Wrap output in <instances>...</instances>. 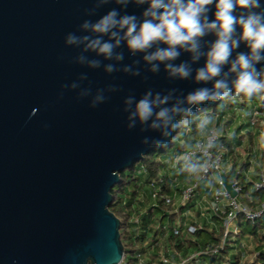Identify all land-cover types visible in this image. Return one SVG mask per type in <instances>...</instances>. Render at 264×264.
I'll return each instance as SVG.
<instances>
[{
	"label": "water",
	"instance_id": "1",
	"mask_svg": "<svg viewBox=\"0 0 264 264\" xmlns=\"http://www.w3.org/2000/svg\"><path fill=\"white\" fill-rule=\"evenodd\" d=\"M146 7L0 0V264H120L124 250L119 219L108 208L111 189L119 173L148 152L171 147L179 130L165 137L167 129L151 128L155 117L140 122L136 105L149 92L150 99L171 92L170 107L212 86L194 81L203 58L181 80L169 77L163 63L151 71L146 53L133 54L126 41L111 57L88 47L91 40L115 44V38L84 28L86 21L95 24L113 9L139 18ZM209 7L214 19L215 5ZM69 36L75 42L68 43ZM214 40L203 38L205 51ZM247 51L242 42L233 58ZM185 61L190 54L181 52L172 63ZM220 178L234 197L231 182L223 173Z\"/></svg>",
	"mask_w": 264,
	"mask_h": 264
},
{
	"label": "clouds",
	"instance_id": "2",
	"mask_svg": "<svg viewBox=\"0 0 264 264\" xmlns=\"http://www.w3.org/2000/svg\"><path fill=\"white\" fill-rule=\"evenodd\" d=\"M100 2L107 3L108 0ZM130 2L137 6L147 4L139 18L128 14L121 16L113 9L95 24L84 23L86 29L110 33V37L115 38V44L94 39L88 47L98 48L100 53L111 57L113 49L122 40L126 41L133 54L146 53L143 59L151 64V71L158 72L159 65L163 63L169 77L181 80L188 79L193 72L192 64L203 58V66L195 69L194 81L212 85L210 88H197L183 99L176 98L170 107L165 105L173 100L171 92L163 97L157 94L154 99L149 98L152 95L149 92L136 105L134 115L141 123L155 117L151 128L167 129L163 135L169 137L179 127H190L193 123L190 118L206 103L228 99L235 102L241 96L249 101L253 98L264 100V3L261 0H116L124 7ZM213 4L214 19L209 17L212 11L209 6ZM237 10H240L238 14ZM209 34L214 35L215 40L207 45L205 51L201 41ZM73 42L75 38L69 36L68 43ZM242 42L248 51L236 52L233 58V52L240 48ZM154 45L155 51H149ZM181 52L190 54L191 62L172 63ZM122 58V54L116 56L118 60ZM257 65L261 66L257 68ZM107 70L112 71V66ZM157 108L158 111L155 110ZM212 124L213 117L207 115L196 122L197 131L203 138L201 148L205 155L215 147L218 135L212 132ZM155 143L167 146L165 141ZM186 170L197 175L204 172L205 167L198 160L188 164Z\"/></svg>",
	"mask_w": 264,
	"mask_h": 264
},
{
	"label": "built area",
	"instance_id": "3",
	"mask_svg": "<svg viewBox=\"0 0 264 264\" xmlns=\"http://www.w3.org/2000/svg\"><path fill=\"white\" fill-rule=\"evenodd\" d=\"M234 103V108L230 111L224 110L223 114L222 111L213 114L208 112L191 117L194 128L193 125L181 127L180 134L183 136L175 140V144L181 146L180 154L173 159H164L162 163L164 162L165 166L139 184L132 201V207L136 208V211L129 219L133 227H136L135 233L138 236L143 235L138 249L133 252L135 264L196 263L199 254L215 255L227 239L238 236L241 233L240 220L252 224L264 217V199L256 206H249L241 200L242 178L251 183V190L264 193V164L252 172L250 165L241 167V163L245 161L239 162L236 158L256 157V148L250 147L249 152L242 154L233 145L235 159L230 160L229 150L224 144V140L237 136V131V141H242L251 130L264 136V105L242 108L236 105L238 101ZM206 115L213 117L211 130L218 133L215 147L209 150L208 155L202 151L203 138L196 128L198 119ZM229 117H235L239 121L237 131L231 126L232 120ZM193 131L194 137L191 136ZM187 137L192 138V143L188 146L185 145ZM198 160L204 165L205 171L197 175L189 174L187 165ZM136 172L145 175L146 169L139 165ZM220 173L231 182L236 193L234 197L225 190ZM228 174L231 180L227 178ZM148 210L151 214L145 219ZM165 218L168 222L163 221ZM204 224L216 229L219 225L222 226L220 247L185 255L174 247L169 248L170 235L179 239L182 235L192 236L201 230Z\"/></svg>",
	"mask_w": 264,
	"mask_h": 264
},
{
	"label": "trees",
	"instance_id": "4",
	"mask_svg": "<svg viewBox=\"0 0 264 264\" xmlns=\"http://www.w3.org/2000/svg\"><path fill=\"white\" fill-rule=\"evenodd\" d=\"M236 105L247 108L248 106L264 105V100H259L253 98L252 100H247L244 97L237 98ZM235 103L230 99L220 101L215 106H208L194 116H197L200 113H219L223 114L224 110L230 111L234 108ZM194 128V124L192 123ZM259 125L257 124L256 127ZM179 127L178 132L176 133L174 139L171 142L170 153L165 151L166 148L162 149H153L148 152L143 158L137 163L133 164L129 169H126L119 173L118 183L111 189V201L108 205L109 211H111L120 222L119 234L120 240L123 245L124 250V259L120 264H135L133 252L138 249L143 235H137L135 233L136 227H133V224L129 222V219L136 208L132 207V201L134 196L137 193V189L140 183L147 180V178L154 176L160 168L164 167V159H173L180 154L181 146L175 144L176 138H181L183 135L180 134ZM191 136H195V131L192 132ZM185 145L188 146L192 143V138H185ZM251 139V138H250ZM249 139V140H250ZM175 144V146H173ZM225 147L229 150L228 155L230 158H234V149L232 148L234 144L230 139L224 140ZM235 146V145H234ZM173 147V148H172ZM262 159H264V153H262ZM245 162L241 163V167H244ZM139 165H142L146 169V174H137V168ZM240 167V168H241ZM227 178L231 180L230 174L227 175ZM242 197L241 200L246 202L249 206H256L259 204L262 199H264V193L260 191L251 190V183L244 181L242 178ZM249 197L250 199H248ZM150 211L146 214L145 219L150 216ZM144 219V218H143ZM244 223L251 225L250 228L243 227ZM241 233L240 235H252L257 239L256 242V255L252 264H264V217L257 220L255 223H249L243 220H240ZM218 228V227H217ZM221 237H222V226L219 225V228L216 229L213 226L204 224L201 230H198L192 236H184L179 239L174 236H169V248L174 247L181 254L185 255L188 253L205 251L207 252L210 249L218 248L221 246ZM232 241V240H231ZM229 239L225 241V244L218 253L213 255L211 253H201L197 258V262L192 264H240L241 254H233L232 247H230ZM185 242L186 244H183ZM130 246V248L128 247Z\"/></svg>",
	"mask_w": 264,
	"mask_h": 264
},
{
	"label": "rangeland",
	"instance_id": "5",
	"mask_svg": "<svg viewBox=\"0 0 264 264\" xmlns=\"http://www.w3.org/2000/svg\"><path fill=\"white\" fill-rule=\"evenodd\" d=\"M232 120L231 126L236 127V125L239 123L235 117H229ZM238 122V123H237ZM258 155L262 157V153H264V136L258 137ZM175 146V144L173 145ZM173 148V147H172ZM165 151H169L170 153V147L166 148ZM184 164V163H183ZM164 222H168V219H163ZM251 225H247L244 223L243 227L250 228ZM232 240V241H231ZM230 241V247H232V253L233 254H241L240 264H252L254 261V257L256 255V242L257 239L252 235H238L231 239ZM130 248V246H128Z\"/></svg>",
	"mask_w": 264,
	"mask_h": 264
},
{
	"label": "crops",
	"instance_id": "6",
	"mask_svg": "<svg viewBox=\"0 0 264 264\" xmlns=\"http://www.w3.org/2000/svg\"><path fill=\"white\" fill-rule=\"evenodd\" d=\"M237 127L238 126L236 125L235 131H237ZM236 133L238 136V131ZM237 136L231 137L230 141H232V144L235 145L236 150L240 151V153L245 154V153L249 152L250 147L256 148V155L254 154L256 157H236L237 159H239V162L245 161L244 165H246V164L250 165L251 171L255 172L254 171L255 168L258 169L260 167V165L264 164V159H262V157H258L259 156L258 155L259 145H257V144H258V137L260 138L261 136L256 131H253V130H251L250 133H248L242 141H241V139L239 141H237L238 140ZM239 142H241V143H239ZM228 158H230V157H228ZM230 160H232V159L230 158ZM248 168L247 169L245 168V169L248 170Z\"/></svg>",
	"mask_w": 264,
	"mask_h": 264
}]
</instances>
